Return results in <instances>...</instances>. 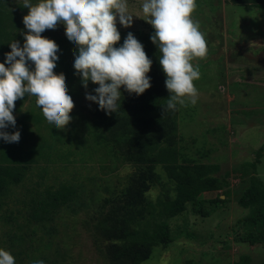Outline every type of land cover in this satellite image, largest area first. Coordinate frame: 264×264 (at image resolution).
<instances>
[{"label":"rangeland","instance_id":"obj_1","mask_svg":"<svg viewBox=\"0 0 264 264\" xmlns=\"http://www.w3.org/2000/svg\"><path fill=\"white\" fill-rule=\"evenodd\" d=\"M143 2L127 0L129 13L134 15L133 23L125 28L117 21L121 38L115 47L121 46L131 32L152 60L147 73L150 77L159 63L160 53L150 40L154 29L144 20ZM196 4L192 18L199 21L208 54L204 59L192 61L201 73L200 79L193 82L198 90L197 103L194 106L177 104L179 145L183 153L197 163L219 165L218 176L227 183L221 189H200L197 198L210 201L219 196L224 199L226 190L229 197L207 217L194 214L189 207L182 215L170 219L173 241L156 246L140 264H259L264 260L263 246L240 242L243 230L236 220L242 211L236 200L251 175L264 185V8L237 6L231 0H196ZM55 29L64 32L62 24ZM44 37L48 38V34ZM28 66L33 67L30 61ZM96 87L97 84L83 87L71 97L74 108L70 115L74 126H67L69 129L64 131V134L70 131L71 144L62 148L72 152L67 160L54 165L39 161L24 181L14 186V195H0V248L9 246V234L17 233L21 242L15 253L24 251L21 258L26 264L37 260L44 264H135L127 261L125 255L115 257L114 246L118 240L111 224L116 214H112V219L109 216L112 222L102 221L101 212L106 214L114 207L105 198L115 196L126 177L136 169L123 165L115 157L109 161L110 166L106 161L108 170L102 173L98 162L103 152L94 151L89 157L87 130L81 120L91 119L98 110L97 103L85 98L86 92L95 95ZM120 91L121 98L128 94L123 86ZM30 99L31 96L26 100L25 110ZM39 132L46 135L48 129ZM43 169H47V173L43 174ZM156 170L165 180L164 171L160 167ZM92 176L103 185L91 197L93 187L89 178ZM100 177L105 181H99ZM65 179L85 184L86 191L79 199L78 208L57 213L55 233L46 234L25 222L19 212L15 215V211L22 208L19 198L37 182L50 184ZM158 193L159 189L155 188L148 195L154 200ZM115 205L118 206L117 217H121L125 202L119 199ZM205 205L214 207L210 202ZM11 212L14 218L9 222ZM242 257L249 260L246 262Z\"/></svg>","mask_w":264,"mask_h":264},{"label":"trees","instance_id":"obj_2","mask_svg":"<svg viewBox=\"0 0 264 264\" xmlns=\"http://www.w3.org/2000/svg\"><path fill=\"white\" fill-rule=\"evenodd\" d=\"M30 2L35 4L36 0ZM231 2L237 6L264 8V0ZM27 12L28 9L23 7L22 2L0 0V63L5 62V53L11 51L9 43L17 41L23 46L24 37L21 33L28 30L22 17ZM45 33L59 47L54 72L64 74L68 94L74 97L83 88L79 75L74 74L76 45L67 39L65 31L46 30L41 35L44 37ZM150 78L151 87L139 96L135 93L123 96L117 112L105 114L98 107L91 119L81 120L87 130L85 137L89 157L94 151L103 152V158L98 162L102 173L108 170L106 161L110 166L109 161L115 157L123 165H131L136 169L126 177L115 196L105 198L106 202L114 204L111 212H101L102 221L112 222V214H116L111 224L116 229L115 236L118 240L117 246H114L115 257L125 255L127 261L135 264L147 259L156 246L168 245L173 241L170 219L182 215L189 207L194 214L207 217L229 197L226 190L223 193L224 199L219 196L210 201L197 198L198 190L221 189L227 183L218 176L219 165L197 163L183 153L182 146L179 145L178 107L175 110L166 108L169 93L164 84L166 77L159 63ZM92 85L89 81L88 86ZM28 97L25 95L23 100L15 101V127L9 125L3 129L9 133L19 131V142L8 143L0 139V195L4 197L14 195L15 187L24 181L34 164L44 161L54 165L67 160L69 154H72L70 150L62 149L71 144L70 131L66 134L64 131L67 126H74L72 120L65 129L55 128L36 106L35 97L30 99V105L24 109ZM42 129H48L46 135L40 134ZM250 166L254 168L255 164ZM158 167L164 171L165 180L156 170ZM44 173H47V169H43ZM89 180L93 187L90 190L92 197L103 184H98L93 176ZM99 181L105 180L100 177ZM155 188L159 189V193L153 200L148 193ZM85 191V184L67 179L50 184L37 182L19 198L22 208L15 211V215L19 212L25 222L32 223L51 235L57 231V213L63 209L74 211L78 208L79 199ZM119 199L125 202L121 217H117L118 206L115 205ZM209 202L214 207L205 205ZM236 203L242 211L241 217L236 220L243 230L240 242L260 244L264 248V185L251 175L241 188ZM8 218L9 222L13 221L12 212ZM9 238V246L0 249L10 252L15 258V264H26L21 258L24 251L15 253L21 237L14 232L9 234ZM242 259L246 262L249 260L247 257ZM259 264H264V260Z\"/></svg>","mask_w":264,"mask_h":264},{"label":"clouds","instance_id":"obj_3","mask_svg":"<svg viewBox=\"0 0 264 264\" xmlns=\"http://www.w3.org/2000/svg\"><path fill=\"white\" fill-rule=\"evenodd\" d=\"M23 7L28 9L22 17L28 30L21 33L23 46L17 41L9 43L11 51L0 63V139L19 142V131L9 133L3 129L15 127V101L23 100L25 95L35 97L36 106L55 128L65 129L72 120L74 102L68 94L66 78L54 72L59 47L41 35L58 24L64 26L67 39L76 45L74 74L79 75L84 88L89 81L98 85L93 89L96 94L86 92L85 98L97 103L105 114L117 112L120 107L121 86L137 96L151 87L147 73L152 60L141 42L128 32L123 44L114 46L121 38L117 21L125 28L133 23L127 0H36L35 4L24 0ZM141 7L144 20L154 29L150 40L160 53L158 60L166 77V108L175 110L177 104L194 106L198 90L193 82L200 79L201 73L192 61L208 54L199 21L192 18L196 0H144ZM0 264H15V258L0 249ZM34 264L44 262L37 260Z\"/></svg>","mask_w":264,"mask_h":264}]
</instances>
